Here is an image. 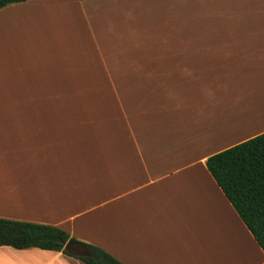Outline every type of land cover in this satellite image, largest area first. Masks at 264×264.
I'll return each instance as SVG.
<instances>
[{"label":"crops","instance_id":"1","mask_svg":"<svg viewBox=\"0 0 264 264\" xmlns=\"http://www.w3.org/2000/svg\"><path fill=\"white\" fill-rule=\"evenodd\" d=\"M104 1L0 8V218L123 264H264L206 167L264 132V0L196 31ZM0 264L87 263L3 245Z\"/></svg>","mask_w":264,"mask_h":264},{"label":"trees","instance_id":"2","mask_svg":"<svg viewBox=\"0 0 264 264\" xmlns=\"http://www.w3.org/2000/svg\"><path fill=\"white\" fill-rule=\"evenodd\" d=\"M25 0H0V8ZM206 167L264 252V132L206 159ZM73 239L91 250L78 257L64 250ZM62 251L87 264H123L102 249L51 225L0 218V246Z\"/></svg>","mask_w":264,"mask_h":264},{"label":"rangeland","instance_id":"3","mask_svg":"<svg viewBox=\"0 0 264 264\" xmlns=\"http://www.w3.org/2000/svg\"><path fill=\"white\" fill-rule=\"evenodd\" d=\"M105 1L107 3L108 1H118L122 3L121 4L122 6V5H126V3H128L129 1L131 2L132 0H105ZM136 1L138 3H143L142 13L146 14L147 10L150 9L149 13L151 14V16L156 18V21L159 22L160 26L162 24L161 26L162 28H159L161 30L196 31L198 26V18H200L201 15L208 16L209 18L212 16H222L229 14H243L245 13V9H246L245 3L248 0H136ZM136 1H134L133 3H135ZM212 18H210V20ZM160 19L162 22L159 21ZM166 20L167 22L163 23ZM207 26L211 27L212 23L207 24ZM95 89L99 90V88H94V91ZM0 104L2 105L3 103L0 102Z\"/></svg>","mask_w":264,"mask_h":264},{"label":"water","instance_id":"4","mask_svg":"<svg viewBox=\"0 0 264 264\" xmlns=\"http://www.w3.org/2000/svg\"><path fill=\"white\" fill-rule=\"evenodd\" d=\"M64 250L68 253L78 256V257H84V256H91V250L84 246L83 244L77 243L73 239H69L64 244Z\"/></svg>","mask_w":264,"mask_h":264}]
</instances>
